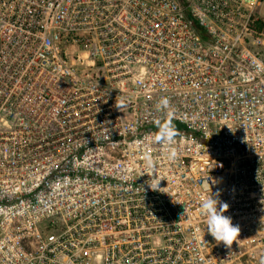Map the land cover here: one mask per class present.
<instances>
[{"label": "built area", "instance_id": "1", "mask_svg": "<svg viewBox=\"0 0 264 264\" xmlns=\"http://www.w3.org/2000/svg\"><path fill=\"white\" fill-rule=\"evenodd\" d=\"M263 8L0 0V264H264Z\"/></svg>", "mask_w": 264, "mask_h": 264}, {"label": "clouds", "instance_id": "2", "mask_svg": "<svg viewBox=\"0 0 264 264\" xmlns=\"http://www.w3.org/2000/svg\"><path fill=\"white\" fill-rule=\"evenodd\" d=\"M126 105L123 102L116 103V107L122 111ZM158 109H167L169 115H171L170 101L167 97H162L158 104ZM230 127V126H229ZM231 128V127H230ZM176 132L173 129L171 122L169 121L166 127L161 128L160 139L162 142H165L168 147L169 159H174L177 155L176 150L171 147L174 144ZM148 167L152 169L151 172H145L149 175L150 179L147 182L148 186L156 191L166 192L172 196H175L173 193L163 191L160 188V180L158 179L156 173V165L151 160L148 159ZM144 173V174H145ZM205 177L203 184L201 185L205 191L211 190L212 185L209 183V179H212L207 175H202ZM219 197V192L213 193L212 195L200 202L199 212L205 217V223L207 225V233L211 234L217 243L223 242L227 247H231L233 242L237 240V237L240 234L239 225H234L232 218L225 215V212L229 209V204L226 202H221Z\"/></svg>", "mask_w": 264, "mask_h": 264}, {"label": "trees", "instance_id": "3", "mask_svg": "<svg viewBox=\"0 0 264 264\" xmlns=\"http://www.w3.org/2000/svg\"><path fill=\"white\" fill-rule=\"evenodd\" d=\"M263 26H264V22L261 21L260 23H258L257 28L260 30Z\"/></svg>", "mask_w": 264, "mask_h": 264}, {"label": "rangeland", "instance_id": "4", "mask_svg": "<svg viewBox=\"0 0 264 264\" xmlns=\"http://www.w3.org/2000/svg\"><path fill=\"white\" fill-rule=\"evenodd\" d=\"M262 10H264V8ZM263 20H264V16H263Z\"/></svg>", "mask_w": 264, "mask_h": 264}]
</instances>
